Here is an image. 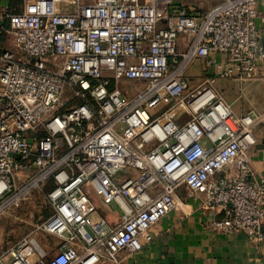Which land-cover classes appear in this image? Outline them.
<instances>
[{
  "label": "built area",
  "instance_id": "obj_1",
  "mask_svg": "<svg viewBox=\"0 0 264 264\" xmlns=\"http://www.w3.org/2000/svg\"><path fill=\"white\" fill-rule=\"evenodd\" d=\"M195 2L23 0L1 17L12 48H0V215L50 182L39 230L59 243L49 254L26 237L0 264L116 262L150 242L182 187L220 208L214 232L264 245V177L247 157L257 117L237 115L216 88L263 71L258 0ZM197 59L213 74L192 82ZM176 111L188 119L179 124ZM88 191L118 207L117 224Z\"/></svg>",
  "mask_w": 264,
  "mask_h": 264
},
{
  "label": "crops",
  "instance_id": "obj_2",
  "mask_svg": "<svg viewBox=\"0 0 264 264\" xmlns=\"http://www.w3.org/2000/svg\"><path fill=\"white\" fill-rule=\"evenodd\" d=\"M22 2L0 0V27L7 24L1 17L19 12ZM199 6L204 7L201 4ZM257 9L259 17L255 23L262 29L264 0H258ZM0 48H12L9 35H0ZM185 48L186 40L181 37L178 49L183 52ZM215 57L221 59V56ZM212 74L213 69L206 67L204 59L195 60L186 72L192 82L201 81ZM216 88L237 115L250 111L256 115L257 123L253 128L256 145L248 150L247 157L254 173L264 177V67L253 80L240 77L217 80ZM174 113L172 115L178 123H183ZM93 199L110 225L119 222V210L111 209L110 205L103 204L95 196ZM176 202L177 208L151 228V240L142 250L121 251L117 254L116 262L98 264H264V245H259L241 233H220L211 229L210 223L220 216V208L205 206L203 193L190 192L182 187L177 191Z\"/></svg>",
  "mask_w": 264,
  "mask_h": 264
},
{
  "label": "rangeland",
  "instance_id": "obj_3",
  "mask_svg": "<svg viewBox=\"0 0 264 264\" xmlns=\"http://www.w3.org/2000/svg\"><path fill=\"white\" fill-rule=\"evenodd\" d=\"M183 3L191 4L198 2H195V0H183ZM201 5L208 4L202 3ZM119 87L134 89L136 84L133 81L122 80ZM174 115L179 120L185 121L188 119V116L180 111H176ZM19 176L22 177V174H19ZM21 179L24 180V177ZM19 183L21 182H18V185ZM50 186L51 183L47 182L43 186L32 188L16 196L3 211V214L0 215V252L16 245L26 237L35 238L38 244L52 249V252H49V254L56 251L58 240L50 238L39 230L41 222L51 213L47 199V192ZM87 193L93 198L91 191ZM110 208L119 210L114 204H111ZM97 214L103 216L99 209ZM35 259H37V256H32V260Z\"/></svg>",
  "mask_w": 264,
  "mask_h": 264
},
{
  "label": "trees",
  "instance_id": "obj_4",
  "mask_svg": "<svg viewBox=\"0 0 264 264\" xmlns=\"http://www.w3.org/2000/svg\"><path fill=\"white\" fill-rule=\"evenodd\" d=\"M51 187V186H50Z\"/></svg>",
  "mask_w": 264,
  "mask_h": 264
}]
</instances>
